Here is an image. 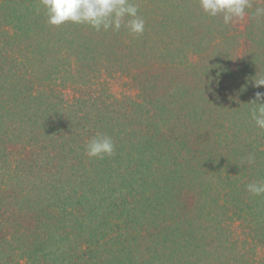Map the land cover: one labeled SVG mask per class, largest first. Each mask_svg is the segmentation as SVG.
Listing matches in <instances>:
<instances>
[{
	"label": "trees",
	"instance_id": "16d2710c",
	"mask_svg": "<svg viewBox=\"0 0 264 264\" xmlns=\"http://www.w3.org/2000/svg\"><path fill=\"white\" fill-rule=\"evenodd\" d=\"M150 2L141 3V8ZM251 2L253 7L246 10L243 19L225 25L220 17L205 15L197 0L158 1L151 10L159 12H146L145 17L146 21L152 19L147 35L157 37L166 45L162 50L172 52L165 62L159 63L146 59L154 53L147 35L138 40L123 27L119 31H96L86 24L67 22L57 26L61 31L56 28L59 40L66 42L70 36L89 41L70 43L62 56L55 52L52 65L43 62L42 68L34 64L31 68L36 73L28 74L23 69L26 58L19 56V51L26 43L33 47V43L51 39L39 32L46 25L45 10L32 0H0V115L14 110L21 101L22 106L31 103L32 110L26 109L27 113H41L43 118L38 125H31L26 137L15 141L5 137L6 130L0 133V148L11 151L4 158L0 149V159L4 158L1 163L5 165L0 172V264L54 263L57 251L67 252V264H132L135 252L140 261L145 260L141 258L142 248L159 256L160 249H170L174 255L180 247L178 237L182 236L187 245L193 243L198 236L196 223L202 222V217L211 219L217 202L211 201L216 197H211L204 186L211 169L205 162L210 157L204 156L218 154L224 163L229 151L228 147L217 145L218 136H209L208 131L220 120L219 115L232 119V124L244 119L243 115H250L245 114L253 107L250 101L256 92H264V86H255V80L264 79V17L253 16L256 7H264V0ZM8 19L18 21L20 26L37 27L38 35L19 28L11 36L10 30L1 25ZM78 26L87 28V37L78 34ZM145 44L148 49L142 48ZM22 53L26 55L27 51ZM117 58L119 63L115 64ZM106 59L109 66L104 65ZM106 74L109 81L123 79L127 90L117 93L105 87L99 78ZM112 113L114 117L110 116ZM115 128H130L128 133L144 146L139 151L141 155L150 148L155 152L145 167L154 169L153 173L136 177L132 167L129 179L127 174L117 177L108 172L106 164L117 162L118 155L99 159L85 154L90 138ZM186 129L188 132L183 133ZM115 131V137L108 135L113 142L124 141L119 130ZM5 138L13 143L5 144ZM262 138L257 140L263 146ZM236 158L242 162L236 165L249 164L251 169L259 165L256 158L251 162L245 155ZM95 160L102 164L95 167V175H101L99 182L112 176L124 182H120L119 198L112 199L116 193L113 190L97 199L110 203L107 213L112 212V218L99 217H105L109 221L106 225L111 227L104 234L99 232L101 236L91 230L87 237L83 234L79 239L73 230L75 223L87 219L88 209L99 201L88 203L87 195L69 191V185L61 184L62 178L70 161L82 162L87 166L84 170H88V164L95 165ZM201 161L206 168L198 170ZM25 162L32 168L39 163L36 181L22 178ZM217 166L221 167L220 161ZM232 168L235 165L227 164V170L219 173L226 180L227 192L234 190L239 180V176H232ZM81 177L79 191L95 192L93 181L88 182L83 174ZM248 178L255 182L251 173ZM247 184L248 180L243 186ZM102 194L98 191L94 196ZM231 223V217L216 223L215 249L225 250L221 243L223 233L234 236ZM227 239L225 236L223 241ZM211 242L202 240L204 253ZM194 253L182 254L186 259L181 262L196 264L200 256ZM217 257L213 255L211 263Z\"/></svg>",
	"mask_w": 264,
	"mask_h": 264
},
{
	"label": "rangeland",
	"instance_id": "374dc122",
	"mask_svg": "<svg viewBox=\"0 0 264 264\" xmlns=\"http://www.w3.org/2000/svg\"><path fill=\"white\" fill-rule=\"evenodd\" d=\"M32 1L33 3L40 4V0H32ZM145 1H151V2L149 5L146 4L145 9H143L141 8V3H144ZM158 1L160 0H135V2L139 6V15L145 21V30L142 34L144 35V37L148 34L150 29H152L149 26L150 23L152 22V19L151 20L149 19V21H146L147 18L145 17L146 16L145 13L152 12V11L158 13L159 12L158 10H154V9L151 10L152 8L155 7L154 5ZM138 2H140V5ZM17 22L18 21H14V20L12 21L11 19H8V20H3L1 25L3 26L2 28H4L5 30H10L11 36L15 35L17 33L16 29H19V28L20 30L26 29V31L27 29H29L27 33L31 35L32 34L38 35L36 31L37 27L36 28L35 27H25L23 25L20 26L19 23ZM42 24L43 22L40 24L39 27H41ZM44 24L46 25L43 28H39L40 29L39 32L41 33V35H47L51 37V39H49L48 41L45 40L43 42H37L38 44L33 43L35 45L33 47H31L29 44H28L29 47H26L27 45L26 43L23 45V47H21V50L19 51V56H22V58H26L23 69H26L28 74H32L34 72L36 73V70L31 68L32 66L34 67V64H37L42 68H44L42 64L43 62H44V65L46 64L52 65L53 63L52 57L54 56L55 52L59 51L57 56L59 55L62 56L65 50L68 51V46L70 43L79 44V43L89 41V39L88 40L86 39L74 40L70 36H68V39H67V36H66L67 41L64 42L58 39L59 33L57 29L59 28L57 26L48 24L47 20ZM86 29H87L86 27L78 26V34L85 37L86 35H88L87 32L85 31ZM130 35L133 36V34H130ZM134 37H136V39L139 40V36L134 35ZM146 38L147 40H149L148 45H152L150 48H152V51L154 52V53H151L150 57H146V59L148 58L149 60L153 62L159 63V62H163L164 60H166L170 55L172 56V52L170 50L169 51L162 50L163 46L166 47V45L160 42L157 37H154V36L151 37V34L149 33V35H147ZM63 44H64V47L61 48ZM148 45L145 44L142 48L148 49L149 48ZM24 51H27L26 55H23L24 53L22 52ZM184 58L185 57H181L180 60H184ZM188 58L190 59V56H188L187 59ZM133 59H136V58L134 57ZM32 60H35V62H33ZM117 60L118 58L116 59L115 64L119 63V61ZM28 61H31V62H28ZM106 64L107 66H109L110 64L108 63L107 59L104 61V65ZM131 65H133L132 62L129 63V68ZM104 76H108V75L107 74L102 75L99 78L100 83H102L105 87L112 89L113 92L119 93V92H125V90H127L125 85H123V82H124L123 79L113 78V80L109 81V79L105 78ZM66 88L68 90L67 86ZM116 98L117 100H119L120 94L119 95L117 94ZM20 102L16 108L15 107L13 108V104L10 105L9 103L8 106H11L10 108H13L14 110L4 111V114L0 115V133L6 130L7 135L5 134V137L8 140L10 139L11 141H15L18 137L22 138L21 136L26 137L25 136L27 133L26 131H28L29 128L32 127L33 125H38V123H41L43 119L42 117H40L41 113H39L40 114L39 116L37 115L35 116V113H31V112L27 113L26 109L32 110L31 108L32 106L30 102H26L23 106L21 105ZM0 114H2L1 110H0ZM245 114H250V110L246 112ZM110 116L114 117V114L112 113ZM218 118L220 120L211 126V128L208 131L209 132L208 134L209 136H212V135L218 136V138H215V140L218 141L216 142V144L222 147L224 146L228 147L229 151L226 154L227 157L224 160V163L221 162L218 154L208 155V153H206V155L204 156L205 158L210 157L208 158V161H205V162H208L207 169L209 167L212 169V170L209 169L207 171V173L209 172L210 174L208 175L206 180L203 181L204 186L208 188L207 192L211 194V197H216V198H212L211 201L214 199H216L214 202L217 201L216 207H215L216 209L215 210L213 209L211 213V215H213L212 218L210 219V217H208L207 219H205L204 217H202V222L200 221V223H196V226L197 225L199 226L197 228L198 236H196L193 239L192 241L193 245L192 244L187 245L186 240L182 239L181 238L182 236H181V237H178V240L180 242V247L178 249V252L175 253L174 255H171L170 249H165V250L160 249L159 251L160 256H159L156 253L148 254L144 252V248H142L140 249V253H142L141 258L145 260L140 261L135 252L134 259L132 255V259H133L131 260V262L133 261L132 264H183V262L181 261L186 259V257H183L182 254H190L192 256L193 252H195L194 254H198L200 256L195 261L196 264H203V263L205 264H264V240H263V237H264V195H261V196L251 195L247 191L246 185L243 186L246 180H248V184L254 182V180H251L248 178L250 173L254 176L255 182L258 180H264V130L259 129L255 126L254 121L251 119V115H243L244 119H240L237 123L233 122V124H232V119L228 118L231 122L227 121L228 119L225 117V115H219ZM69 119L72 121L71 118ZM54 120H58V119H54ZM113 123L115 125V122ZM181 128H180V131L184 129V128L182 129ZM132 129L133 128H131V130ZM115 130H119L118 131L119 137L123 138L124 141L116 140L114 143L115 151H114V154L111 155V157H115V155H118L119 159L116 160L117 162L112 164L108 161V157L105 158L108 161V164H106L108 172H110V174L112 175H119L117 177H122L123 175L125 176L127 174L126 177H128V179H129L128 173H130L132 167L136 170L135 171L136 177H142L144 173L148 175L150 171L151 173H153L155 171L154 169L152 168L146 169L145 167L148 165L146 164V161L149 160L150 156L155 155V152H153V150L151 151L150 150L151 148H150L148 149L147 152H145V154L141 155L139 151L140 149L143 151L144 146H140V144L138 143V140L134 139L135 136H132L131 134L128 133L130 128H124V129L115 128L114 130L109 129L107 130L106 135H109L111 133L115 137V134L117 132ZM187 132H188V129H186L183 133H187ZM258 137L260 138L263 137L262 138L263 146L257 140ZM6 138H5V141L3 142L9 145L10 141L8 142ZM11 143L13 142H10V144ZM257 145H259L258 150H256ZM0 149H1V154H4V156H6L4 158H7V156L10 154L11 151L7 147L4 150H2V148ZM248 150H251V151L248 152ZM149 151L151 152L149 153ZM218 151L219 153H221L219 149ZM244 155L246 157L252 156L258 159L259 161L258 167L257 168L253 167L251 169L249 164L245 167L241 166L240 164H242V162L240 161L239 158H236V157L237 156L242 157ZM11 157L12 156H9V158ZM4 158L0 159V163L4 160ZM78 161H80V159H78ZM78 161L69 162L68 164L69 169L66 170L65 175L62 178L61 184L69 185V191H74V192L87 195L88 197L85 199L90 204L94 203L95 201H99V202L94 203L93 208L88 209L90 211L89 217H87V219H85L81 224L76 222L73 230L79 236V239L83 238V234L85 237H87V231H91V230H93V232H96L97 235L101 236L99 232H103L104 234V232L108 230V228L111 227V225H106L109 221L106 220L105 217H99V216H108L109 218H112V214H111L112 212L107 213L110 207V203L106 204L104 200L100 202V200H97V199H99L101 196H104V197L108 196L109 193L113 190H115L116 193L113 194L112 199L119 198L121 194V192L119 194V188L122 187L120 182H124V181H122L121 179H120L121 181L119 180L117 181L116 179L117 177L114 178L112 176V179H107V180L104 179V181L99 182L101 175H95V174H98L95 167L101 166L102 164L95 160L94 162L95 165L92 163H89L88 170H84L86 169L87 166H83V163L78 162ZM218 161H220L221 167L217 166ZM203 162L204 161L200 162V167L198 168V170L206 168V165H204ZM236 162L240 164L236 165L235 164ZM25 164L26 165L23 166L21 169L22 178L28 179L32 177L33 181H36V176L40 174L39 163H36V165H34V168H32L27 162H25ZM227 164L235 165L236 169L232 168V172H234L232 176H234L235 178L239 176V180L236 183L235 188L233 187L234 190L232 189L233 191L230 190V192H227L226 190V184H227L226 180L222 179V176L219 175L220 172L227 170L225 169ZM93 167L95 169H93ZM4 169H5V165L1 163L0 172L2 173ZM215 170L219 172L216 174ZM82 174L86 176V180L88 182L92 183L93 181V184L96 185L97 188H95V192H94V189H92L88 193L79 191V187L83 183V178L81 177ZM231 183L235 184L233 182ZM230 185H228V187H230ZM98 191L102 192L103 194L99 195V197L94 196ZM76 196L77 195H75V198H74L75 200L77 199ZM251 196L253 199H250ZM80 199H83V198H80ZM83 200H81V202L84 205H86L85 202H83ZM53 202L56 203L57 205L61 204V202H58V201H53ZM98 204L99 206H97ZM218 206H220L221 208L218 209L217 208ZM209 208L212 209L213 208L212 205ZM252 208H254L255 212L252 210ZM222 209H224L225 211H222ZM242 216L245 219H242ZM228 217L232 218V223H231L232 225L230 229L232 232H234V236L222 232L226 236V238H229V239H227V241L225 242L223 241V238L225 236L223 234L221 235L222 236L221 243L222 242L224 243L223 245H225V250L219 251L215 249V245L217 246V243L215 242L217 240H214V237H213V235L217 233L215 232L216 223L219 220L221 219L224 220L225 218H228ZM239 217L241 218L239 219ZM83 229L85 230L83 231ZM57 237L59 240V236ZM63 237H65V235H63ZM199 238L201 239L199 240ZM202 240L212 241L210 243V247L207 249L208 250L207 253H204L201 247ZM196 244H199V246H196ZM167 245H168V248L171 247L170 244H167ZM216 254L218 255L217 259L213 263H211L213 255H216ZM67 257H68V254L66 251L62 253L57 251L56 261L54 263L49 262L53 260V257H52L48 259L47 262H49L48 264H60L61 262L63 264H67L66 263ZM146 258L148 260V263L146 261ZM126 264H129V263L127 262Z\"/></svg>",
	"mask_w": 264,
	"mask_h": 264
},
{
	"label": "clouds",
	"instance_id": "9594fccd",
	"mask_svg": "<svg viewBox=\"0 0 264 264\" xmlns=\"http://www.w3.org/2000/svg\"><path fill=\"white\" fill-rule=\"evenodd\" d=\"M197 3L205 15L220 17L225 25L243 19L246 10L253 7L251 0H197ZM40 4L47 23L53 26L71 22L86 24L96 31H119L123 27L135 36L145 30V21L139 15L135 0H40ZM253 16L264 17V7H256ZM255 86H264V79L255 80ZM250 103L253 105L251 119L257 128L264 130V92H256ZM84 150L89 158L103 159L114 154L115 144L110 136L97 132L86 142ZM253 159L249 156L247 162ZM246 189L251 195H264V180L249 183Z\"/></svg>",
	"mask_w": 264,
	"mask_h": 264
}]
</instances>
